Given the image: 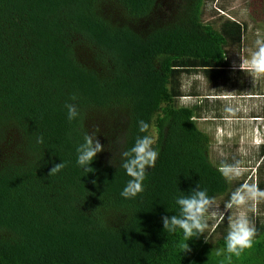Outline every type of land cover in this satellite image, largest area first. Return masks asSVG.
Listing matches in <instances>:
<instances>
[{
  "label": "trees",
  "instance_id": "1",
  "mask_svg": "<svg viewBox=\"0 0 264 264\" xmlns=\"http://www.w3.org/2000/svg\"><path fill=\"white\" fill-rule=\"evenodd\" d=\"M205 5L0 0V264H264L262 219L239 257L226 251L227 219L212 241L164 228L165 218H183L177 199L205 190L210 205L226 197L230 206L237 191L197 124L210 97L178 104L184 77L230 86L244 76L227 51L243 44L247 27L204 23ZM252 11L264 24V0ZM66 104L77 119L68 120ZM86 134L103 146L88 173L76 163ZM144 136L158 155L143 190L125 199L123 154ZM256 153L263 163L264 144Z\"/></svg>",
  "mask_w": 264,
  "mask_h": 264
},
{
  "label": "rangeland",
  "instance_id": "2",
  "mask_svg": "<svg viewBox=\"0 0 264 264\" xmlns=\"http://www.w3.org/2000/svg\"><path fill=\"white\" fill-rule=\"evenodd\" d=\"M258 1L206 0L204 23L218 27L225 20L231 19L247 27L243 44L240 47L232 46L227 51L233 70L235 72L242 70L244 76L240 78L239 74L235 75L234 84L229 83V86L223 83L209 84L200 75H189L181 80L184 97L178 101L180 106H192L203 101L205 97H210L204 100L207 103H202L205 114L197 124L200 130L210 135L212 141L210 158L215 166L220 169L224 161L241 162L240 175L226 176L230 186L237 190H245L250 186L259 189L258 183L264 184V162L259 161L256 153L258 146L264 144V95L249 97L252 94L264 93V76H254L249 69L241 65L242 59L249 58L251 52L255 50L254 41L264 37V24L260 22L263 18L261 15L260 18L257 17L252 11V6L258 4ZM256 8L259 10V7ZM238 77L242 81L236 80ZM192 93L202 97L196 99L191 96ZM227 200L228 198L221 197L208 208V228L205 232L211 241L215 238L211 235L212 230L221 219L228 220L227 231H225L227 233L229 218L234 217L240 211L247 212L254 226L258 219L264 221V200L262 198L249 199L243 206L233 204L229 206Z\"/></svg>",
  "mask_w": 264,
  "mask_h": 264
},
{
  "label": "clouds",
  "instance_id": "3",
  "mask_svg": "<svg viewBox=\"0 0 264 264\" xmlns=\"http://www.w3.org/2000/svg\"><path fill=\"white\" fill-rule=\"evenodd\" d=\"M254 47L255 50L251 52L250 57L242 59L241 65L249 69L254 76H264V37L257 38L254 41ZM65 107L69 121L78 118L79 111L74 104H66ZM146 127L141 122L140 130L144 131ZM36 142L43 143V137H37ZM102 150L103 146L99 143L98 139L92 134H86L84 142L76 149L77 165L85 173L93 172L94 169L90 165L96 155ZM157 155L158 153L152 148V140L147 136L137 138L131 149L123 154L122 167L125 173L131 177L120 193L123 198L135 197L143 190L142 185L145 179V169L146 167L154 165ZM240 163V161L234 163L224 161L220 165V171L227 177L238 176L241 173ZM64 166L65 164L63 162L55 164L51 172H59ZM260 198H264V190H258L255 186H250L245 190L235 191L232 194L231 201L233 205L243 206L249 199ZM175 202L180 207L183 218L176 216L171 217L170 220L165 218L164 228L170 233L175 232L177 229L182 230L185 241L205 232L208 228L207 211L212 202V198L209 197L207 191H198L191 197L180 198ZM255 236L256 229L247 212L240 211L234 217L229 218V230L225 237L226 251L239 257L245 249L252 247ZM183 247L185 251L188 250L187 243ZM228 259H231V257H228Z\"/></svg>",
  "mask_w": 264,
  "mask_h": 264
},
{
  "label": "crops",
  "instance_id": "4",
  "mask_svg": "<svg viewBox=\"0 0 264 264\" xmlns=\"http://www.w3.org/2000/svg\"><path fill=\"white\" fill-rule=\"evenodd\" d=\"M259 97H261V96H259Z\"/></svg>",
  "mask_w": 264,
  "mask_h": 264
}]
</instances>
